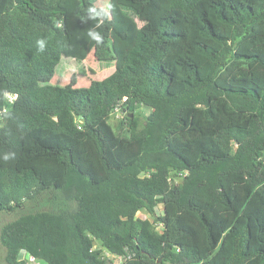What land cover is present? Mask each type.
I'll return each mask as SVG.
<instances>
[{"label": "trees", "instance_id": "trees-1", "mask_svg": "<svg viewBox=\"0 0 264 264\" xmlns=\"http://www.w3.org/2000/svg\"><path fill=\"white\" fill-rule=\"evenodd\" d=\"M0 212L6 264H264V0H0Z\"/></svg>", "mask_w": 264, "mask_h": 264}, {"label": "rangeland", "instance_id": "rangeland-1", "mask_svg": "<svg viewBox=\"0 0 264 264\" xmlns=\"http://www.w3.org/2000/svg\"><path fill=\"white\" fill-rule=\"evenodd\" d=\"M97 6L102 7L106 9L107 4L106 1H101L96 3ZM75 12L79 13V7H75ZM81 24L87 25L89 22L93 21L94 25H98L96 20V12L95 9L91 10L89 12V15L87 18L82 19L78 16ZM95 21V22H94ZM97 26L94 28V35L98 33ZM94 40V38H93ZM92 45V44H91ZM93 47H90L87 53V56L83 60H76L73 58H63L55 68V73L52 77V79L49 81L51 84L56 85H63L67 83L70 79V75L72 73H75L76 75V86H87L91 80H100L103 77L110 74L113 70V63L108 62H99L97 61L93 56ZM140 112L139 118L142 120V117L144 115H147L150 111L149 108L141 107L138 109ZM124 111L121 112L120 110L114 109L113 113L110 115L109 123L112 125L115 132H119L118 125L119 121L123 118ZM126 130L122 131V134H124ZM138 215L142 217L150 218V215L143 209L140 212H138ZM15 215L11 213L6 212H0V226L12 219ZM4 248L0 245V264H6L4 261ZM26 259L29 260L28 255H26ZM33 263V261H32ZM39 264H43L42 261H38ZM36 264V263H34Z\"/></svg>", "mask_w": 264, "mask_h": 264}, {"label": "built area", "instance_id": "built-area-1", "mask_svg": "<svg viewBox=\"0 0 264 264\" xmlns=\"http://www.w3.org/2000/svg\"><path fill=\"white\" fill-rule=\"evenodd\" d=\"M14 97H15V94H13V93L7 94V98L10 99V100L12 98H14ZM115 109L117 110L118 107H116ZM105 255H107L109 257V255L107 253H105ZM28 258H29L28 264H34V263L39 264L38 261H35L33 257H30L29 256ZM118 260H120V257L119 256L113 257V263H111V264L117 263ZM32 261H33V263H32Z\"/></svg>", "mask_w": 264, "mask_h": 264}]
</instances>
